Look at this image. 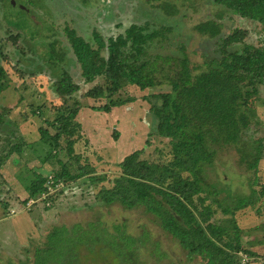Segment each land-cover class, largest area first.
Instances as JSON below:
<instances>
[{
    "label": "trees",
    "instance_id": "trees-1",
    "mask_svg": "<svg viewBox=\"0 0 264 264\" xmlns=\"http://www.w3.org/2000/svg\"><path fill=\"white\" fill-rule=\"evenodd\" d=\"M173 1L144 0V3L173 17L178 13ZM185 1L194 3L197 0ZM211 1L220 7L217 15L214 19L200 21L194 29L208 42L216 40L221 57H208L197 66L190 65V55L182 42L176 55L163 51L171 39L170 27L147 32L146 27L131 25L125 34L106 40L93 32L94 44L68 27L65 33L80 65L81 76L90 83L99 79L85 93L88 99L105 100L93 110L109 113L112 108L135 102L134 96H122L121 91L126 85L141 91L163 84L169 86L168 91L142 100L150 105L149 112L157 121L158 135L170 140V157L162 162L140 159V150L125 155L118 163V177L111 180V187L101 185L98 188L94 193L96 200L106 205L118 203L127 209L142 206L145 212L159 220L160 228L171 235L190 258L199 255L206 264H237L239 252H245L250 258H256L258 254L241 247V231L235 221L233 236L211 222L218 212L230 215L233 222L237 208L231 207L226 198L217 196L221 190L209 181L208 171L217 164L224 165L226 162L222 164V160L230 155L240 172L248 173L256 170L263 157L262 139L252 141L249 137L252 124L258 123L257 119L252 120L255 110L244 106V100L255 96L260 92L259 87L264 86V55L255 59L258 51H264V38L256 47L245 41L247 30L234 28L228 35H222L219 20L227 13L238 19L252 18L251 0ZM33 18L36 21V17ZM238 45L241 58H244L241 62L227 56L229 49H238ZM54 47L51 45L47 55L56 66V60L61 61L63 54ZM6 77L0 66V95L9 88ZM53 85L63 104L54 109L53 119H44L43 112H39L40 123L46 125L38 128L39 141L28 146L13 129H9L8 135H0V171L13 154H21L23 147L32 146L36 153L39 152L40 166H51V187L60 183L66 186L87 177L89 185L95 188L94 184L104 181L106 176L90 175L94 169L88 163L80 162L81 155L74 154V145L81 137L78 135L79 124L72 120L80 107L75 101L72 106L68 105V98L79 90V86L67 71H63L61 79ZM36 110L32 113L36 114ZM5 114L3 108L0 127L5 123ZM65 155L68 159L62 158ZM26 177L22 182L28 198L21 202L23 206L30 199L36 200L48 193L50 186L43 172L30 169ZM4 190V187L0 189V201L7 210L9 202ZM258 190L259 198H264V185ZM63 192L64 188H59L39 203L53 204ZM262 206L264 208V203ZM112 229L109 232L103 228L98 219L86 225H54L42 244L30 252L32 262L90 264L92 261L94 264L103 260L104 264H144L140 259L141 252H147L149 258L162 259L166 255L149 230L142 229L139 234L132 235L126 231L124 222L113 224ZM111 254L113 261L107 263L105 260Z\"/></svg>",
    "mask_w": 264,
    "mask_h": 264
},
{
    "label": "rangeland",
    "instance_id": "rangeland-1",
    "mask_svg": "<svg viewBox=\"0 0 264 264\" xmlns=\"http://www.w3.org/2000/svg\"><path fill=\"white\" fill-rule=\"evenodd\" d=\"M173 3L178 13L168 17L145 4L144 0H0V66H3L9 83V88L0 95V113L3 108L6 109L0 135H8L9 129H13L28 146L39 141L38 128L46 125L40 123L38 114L41 111L44 119L54 118V109L59 108L63 100L53 83L61 79L63 71H67L79 86V90L68 98V105L72 106L75 101L80 107L72 120L79 124L78 135L81 137L74 145V154L81 155L80 162L88 163L94 169L90 175L106 176L104 181L94 184L95 188L89 185L87 177L71 181L66 186L60 183L51 187V166H40L37 160L39 152L36 153L31 146L23 147L21 154H13L0 171V189L4 187V196L9 202V208L5 210L0 201V264H33L30 252L36 245L42 244L52 226L86 225L97 219L109 232L113 230V224L120 225L122 222L132 235L139 234L142 229L149 230L166 255L162 259L152 255L149 258L147 252H141L140 259L144 264L207 263L199 255L190 258L187 251L160 228L159 220L145 212L142 206L127 209L118 203L106 205L94 197L101 185L111 187V180L119 174L118 163L125 155L140 150V159L162 162L170 157V140L158 135L157 121L149 112L150 105L142 100L143 97L168 91L169 86L163 84L141 91L126 85L121 91L122 96H134L135 102L112 108L109 113L93 110L103 105L105 100L88 99L85 93L99 79L90 83L81 76L80 65L65 33L68 27L77 36L94 44L93 32L106 40L125 34L131 25L146 27L147 32L170 27L172 34L164 45L165 53L176 55L182 42L190 55L191 66L201 64L208 57L220 58L216 40L208 42L194 29L200 21L214 19L220 7L211 0L194 3L174 0ZM251 3L254 9L252 18L238 19L227 13L219 21L223 36L234 28L247 30L245 41L257 47L264 38V0H251ZM32 16L36 17V21L35 18L32 20ZM51 45L63 54L61 61L56 60V66L47 55ZM236 47L238 49H229L227 56L241 62L244 59L240 55L241 47ZM261 55L264 51H258L255 59ZM259 90L255 96L244 100V106L255 110L253 122L258 121L252 124L249 137L252 141L262 139L263 157L256 170L241 173L235 160L227 155L222 160V164L226 162L227 165L217 164L208 171L209 181L221 190L217 196L226 198L231 207L237 208L233 222L230 215L221 212L216 213L211 222L233 236L235 221L241 231V247L258 254L256 258H250L245 252H239L240 261L237 264H264V198H259L258 194V189L264 185V86H260ZM32 110H36V114ZM62 158L68 159L66 155ZM30 169L43 172L50 186L48 193L39 199H30L23 206L21 202L28 198V194L22 180L27 179ZM59 188H64V192L55 203H39L54 195ZM113 258L111 254L105 261L108 263ZM94 264H104V261L97 260Z\"/></svg>",
    "mask_w": 264,
    "mask_h": 264
}]
</instances>
